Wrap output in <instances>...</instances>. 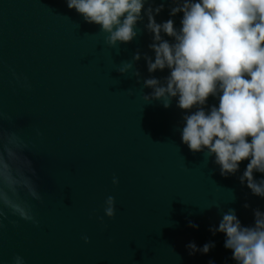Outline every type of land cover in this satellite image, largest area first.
Segmentation results:
<instances>
[{
  "label": "water",
  "instance_id": "1",
  "mask_svg": "<svg viewBox=\"0 0 264 264\" xmlns=\"http://www.w3.org/2000/svg\"><path fill=\"white\" fill-rule=\"evenodd\" d=\"M174 6L146 0L144 8L178 30ZM148 23L142 10L134 38L110 46L66 0H0V171L12 179L0 191L38 221L0 205V264L17 255L25 264H236L224 234L210 229L231 210L253 226L264 198L241 183L248 160L225 178L207 149L181 142L184 118L199 105L182 110L172 98L165 108L151 98L145 81L165 85L169 71H148L157 43ZM108 196L114 218L104 213ZM191 243L215 246L190 254Z\"/></svg>",
  "mask_w": 264,
  "mask_h": 264
},
{
  "label": "clouds",
  "instance_id": "2",
  "mask_svg": "<svg viewBox=\"0 0 264 264\" xmlns=\"http://www.w3.org/2000/svg\"><path fill=\"white\" fill-rule=\"evenodd\" d=\"M146 0H66L67 7L81 15L86 23L100 26L107 33L106 43L130 42L142 10L149 14L148 29L153 33L154 62L148 71L168 69L166 84L147 79L151 98L164 107L177 100L182 110L196 111L185 116L181 142L193 153L208 150L227 178L248 160L240 180L256 196L264 198V179L259 183L254 172L264 175V0H173L169 15L182 14L180 28L174 20L156 23L152 9L145 10ZM163 5L155 9L156 14ZM161 32L172 37L169 42ZM139 59V55L136 56ZM127 67L122 68L125 71ZM217 101L206 109L209 98ZM145 100L150 97H145ZM11 177L0 171V184L10 185ZM119 181L113 177V184ZM0 205L25 221L38 223L31 207L22 201L5 198L0 191ZM248 205H245L247 207ZM115 199L108 196L104 213L114 218ZM253 226L242 225L234 210L225 213L215 229L226 237L224 247L232 252L236 264H264V213L256 211ZM103 218L101 217V222ZM198 227L196 225H190ZM88 243V237H84ZM214 244L202 249L188 245L190 254H207ZM13 264H25L17 255Z\"/></svg>",
  "mask_w": 264,
  "mask_h": 264
}]
</instances>
